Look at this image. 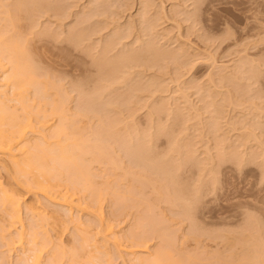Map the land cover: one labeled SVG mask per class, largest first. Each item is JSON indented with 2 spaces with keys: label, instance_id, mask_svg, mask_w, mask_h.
<instances>
[{
  "label": "rangeland",
  "instance_id": "obj_1",
  "mask_svg": "<svg viewBox=\"0 0 264 264\" xmlns=\"http://www.w3.org/2000/svg\"><path fill=\"white\" fill-rule=\"evenodd\" d=\"M10 2L0 0V43L14 28L9 17L1 21L14 10L1 3ZM27 2L13 13L15 30L39 76L59 87L44 90L35 79L26 88L31 106L49 109L46 117L32 113L26 140L60 142L52 106L65 98L69 136L94 147L80 164L98 176L89 191L69 188L64 176L40 178L46 195L28 192L0 163L3 188L21 199L26 233L38 222L26 208L39 211L42 230L64 250L45 243L41 262L98 264L82 249L73 215L106 264H264V0ZM8 44L0 45V80L13 68ZM122 54L129 60L114 72ZM66 191L81 209L50 199ZM2 239L0 264H22L25 254L3 252Z\"/></svg>",
  "mask_w": 264,
  "mask_h": 264
},
{
  "label": "bare ground",
  "instance_id": "obj_2",
  "mask_svg": "<svg viewBox=\"0 0 264 264\" xmlns=\"http://www.w3.org/2000/svg\"><path fill=\"white\" fill-rule=\"evenodd\" d=\"M16 1L13 0V2H15V3H16ZM27 1H29V0H18L16 5L14 3L15 6H13V2H10L12 4L8 3L5 6H3L1 3V6L6 8L7 5H9V6L11 5L10 7L14 8L13 13H15V10L22 12V10H24V8L28 4ZM33 1H35V0H32V1L30 0L31 4L33 3ZM37 3L38 2H36V4ZM144 4H141V6L145 7ZM147 5H148V8H150V5L149 4H147ZM9 6L6 9L7 11L9 10L8 9ZM29 7H27L24 12H27L26 10ZM31 7H32V5H31ZM6 10L2 9V12H3L2 14H4V12H5V14L6 13L9 14L10 11L7 12ZM29 11H30V9H29ZM142 11H144V10H142ZM13 13L11 10V12L8 16L2 15L5 17V19L2 18L3 20H1V21H4V20L7 21L6 19H7V17H9L8 21H10L9 23L12 26H14V28L9 25V27H11V28L7 27L9 29L6 28V30H8L10 32V31H12V28H13L12 33L11 32L10 33L13 34V32H14V34L15 33L17 34V30H15V29H17L15 26L18 27V24L15 25L17 14H16V16H13V15H15ZM141 13H143V15L145 16L144 12H141ZM18 20H19V18H18ZM8 21H7V24H8ZM143 21H147V20L145 19ZM3 24L5 25V23H3ZM6 26L7 25L0 26V28H3V27L5 28ZM6 30H4V31H6ZM2 31H3V29H2ZM2 31L0 29V33L2 34V35L0 34V39L2 38L1 40L3 41L6 39V37L4 36ZM10 33H9L10 37L9 38L7 37L8 38L7 41H4V43L1 41V43H0V45H4L6 43H9L8 45L11 46L10 48H11L12 54L14 56L13 57V68L10 67V68H12L11 72L10 73H9V71L5 72V69H4L5 73H4L3 79L0 80V163L3 164V169H7L8 171L12 172V174L14 175L13 176L14 178L17 176L16 179L20 176L23 177L25 179V182L21 181V183L27 188L28 192H41L43 194L49 195V191L45 189V187L43 186V183L39 180L40 178H43L45 180L50 179L52 181L53 180L54 181L59 180L60 182L62 179L60 180L59 178H63V180H65L67 178L69 181V185H68L69 188H71L73 186L75 188L81 187L80 190H83V191L84 190L89 191L92 189L94 190V188H96V186H97L96 178L98 176H96L95 173H92L91 168L89 169L88 165L80 164V161L84 160V157L86 154H90L91 152H94V147L88 145L84 141L83 138L77 139V138H71V136H69V134H68V129H69L68 120L69 119H68L67 114L65 113L66 112L65 105H64L65 98H62V100L59 102V104L57 103L54 106H52L53 114L59 118V121H58L59 123L56 126V130H55L54 134H55V138L57 137L58 140H59L58 137H60V139H61V140H59L60 142L55 143V144L48 143V142L44 141L45 135H42V134H41V138L43 139V141L40 140V142H38L35 146H30L29 141L26 140V136H27L26 135V133H27L26 129L27 128L32 130V133H34L33 128L35 126L32 123L33 122L32 113L36 110L39 115L43 116L49 111V109L45 110L46 108L44 106H42V107H44V109L41 108V106H39L40 108L37 106H31L29 104V101L26 99V95H25L26 88L28 86H30L35 81V79L40 82V85L42 86V88L44 90H45V88L48 90L50 88V86L56 87L57 85L53 84L51 81H50L51 82L50 84L47 81L44 82V79L39 76V73H38L39 71H37L38 67H36L34 65L31 55L28 54L29 53L28 50L23 48L24 47V44H23L24 41H22L20 39V37H22V35L20 33H18L17 34L18 36H16V34H15V36H16L15 37L14 35L11 36ZM19 35H21V36H19ZM3 36L5 37V39H3ZM80 37H81V34L75 36L70 41L72 43L76 44V43H78V40L80 39ZM21 41H22L23 46L21 44ZM149 50L151 52L152 51L154 52L153 46H152V48L150 46ZM164 53L168 54V52L167 53L164 52ZM127 55L128 54H126V55L122 54L119 56H115L116 58L113 59L114 60L113 62L115 63V66L113 68L114 72L118 69V64H125L124 61L129 60V57ZM142 57H143V55L137 56V58H142ZM134 58L136 59V56ZM105 60L103 59V61H105ZM103 61L99 64L103 65L106 63V61L105 62H103ZM3 68H4V66L1 65L0 70ZM52 84L56 85V86H53ZM57 87H59V86H57ZM94 100L95 99H93L91 101H94ZM14 102L16 103L15 106L11 105V103L14 104ZM16 105L21 106L20 107L21 112H23L25 114V116H24V114L19 115L20 109ZM43 112H46V113L44 114ZM20 116H24L25 120L23 121V118L21 117L22 118L21 119ZM78 116H79V114H78ZM45 117H46V115H45ZM42 128H43V130L47 129L45 124H43ZM108 132L111 133L110 130H108ZM62 136H64V137H62ZM62 138H64V139H62ZM18 147H21V148H18ZM63 176L66 178H64ZM17 180H19V178ZM63 180H62V182H64ZM59 181H58V183H59ZM40 187H41V190H38V189H40ZM97 190H99V189H97ZM0 194H2L1 195V206H2L1 211L2 212L4 211V214L7 217V221H8V226L7 227L4 226L5 228H2L3 226L1 227V225H3V224H0V227H1L0 233L2 234L1 231H3V233L5 232V235L2 234V236H1V234H0V239L3 237L1 242H3V240L5 241L4 244L2 243V247L4 245V248L6 247V249H7V251L5 249L3 252H8V253L11 252L12 253L13 250L15 251L16 249L17 250L20 249L22 251V253L25 254V255H23L24 258L22 259V257H23L22 256L21 259L19 260V262H21L22 264H43L41 262L42 257L40 255V253H42V251L46 245L48 246L50 244L53 245L54 247H56V249L57 248L59 249V250L57 249V252L63 251L62 252L63 254L62 253L61 254L65 255L64 250H62L61 247H59L60 244L59 245L56 244L55 242H53V239L50 238L51 236H49V234H48L49 231L44 229L46 231L45 232L42 230L46 226V224H43L44 222H46L45 221L46 219H45L44 215H42L41 212H39V211L37 212L33 209L26 208V211H28V214L31 213L33 215V217H35L34 219L37 218L36 220L38 221L37 223H34V225L32 226L31 233L30 234L28 232L26 233V229L24 228L23 220H22V216H21V205H20L21 199H17L15 194H13L10 190L4 189L1 181H0ZM72 197L73 196L68 195V193L66 191V193H60V194L54 193L50 196V199L52 200L53 203L55 202V203H58L59 205H63V206L68 207L70 212H71L73 208L75 209V207L80 208V206L76 204V202L73 200ZM102 215L103 214L101 212H95L94 213V216L96 218H98V220L100 219L99 221L101 223L104 221V219H103L104 217ZM71 220L75 224V228H77L76 230H78L77 231L78 235L81 234V236L83 235V237H84V238L80 237V238H83V240H85V241H83L81 239V242L83 241V243H84V244L82 243L83 248H82V246H81V248L83 250H84V248H86L85 251L87 250L88 257L90 256L89 259L92 257V259L89 260L90 263L92 261H95V262H98V264H106L107 261H104V259L101 257V254H103V251H100V248L98 247L96 241L93 240V242H91L93 238H91L89 236V234H88L89 232L86 233L85 229H84V232L82 231V228L79 227V226H82L81 222L80 221H74L75 219L73 218V215L71 217ZM101 220H103V221H101ZM47 226H48V224H47ZM2 229H4V230H2ZM166 229H168V228H166ZM86 234H88V236ZM168 235H169V233H168ZM28 236L29 237L31 236V237L29 238ZM170 236L171 235H169V237ZM166 238L168 239V237H166ZM40 241H41V243L42 242L44 243L43 247H40V246H42V245H39V244H41V243H39ZM89 242L94 243V244H90ZM170 242H172V240ZM45 243H46V245H45ZM54 243L56 246L54 245ZM85 245L88 247H86ZM91 245L92 246L95 245V249L98 251V254L100 256L95 255V253H96L95 251L89 250V247H92ZM171 245L173 246L172 243H171ZM91 252H93V254ZM27 253H29V254H27ZM26 254L30 255V256L27 258ZM75 255L76 254L73 253L71 259H73L74 258L73 256H75ZM70 257H71V255H70ZM1 258H0V260H1ZM53 259L54 258H52V259L50 258L51 262H49V263L52 264L54 261ZM149 261L150 262L152 261V263H150V264H162L160 261H157V260H148V262ZM3 262L4 261H1V263H3ZM54 262H57V261L55 260ZM171 262L173 263V261H169V264ZM146 263H147V261H146ZM56 264H58V262ZM147 264H149V263H147Z\"/></svg>",
  "mask_w": 264,
  "mask_h": 264
}]
</instances>
